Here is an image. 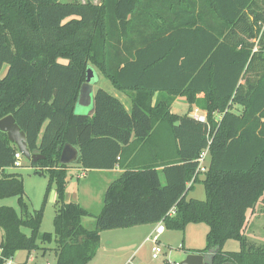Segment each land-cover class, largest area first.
Returning a JSON list of instances; mask_svg holds the SVG:
<instances>
[{"label":"trees","instance_id":"1","mask_svg":"<svg viewBox=\"0 0 264 264\" xmlns=\"http://www.w3.org/2000/svg\"><path fill=\"white\" fill-rule=\"evenodd\" d=\"M88 67L128 94L130 108L98 87L93 112H75ZM2 69L0 118L11 114L43 156L29 164L47 183L31 208L21 174L7 171L17 147L0 130V200L16 196L19 207L0 205V264L18 250L87 264L102 231L157 222L204 223V246L186 251L210 264H264V244L243 232L247 211L264 206V0H0ZM177 96L204 120L173 112ZM66 143L82 168L121 170L96 214L66 200ZM205 149L206 169L195 173ZM197 182L205 198H187ZM52 187L53 231L42 232ZM229 239L238 250L223 249Z\"/></svg>","mask_w":264,"mask_h":264},{"label":"rangeland","instance_id":"2","mask_svg":"<svg viewBox=\"0 0 264 264\" xmlns=\"http://www.w3.org/2000/svg\"><path fill=\"white\" fill-rule=\"evenodd\" d=\"M60 1L68 2L73 0ZM77 1H90L93 3H98L100 0ZM93 69L95 71V75L93 78V91H95L98 87L103 88L113 96L119 98L121 102L127 107H130V100L128 96H126L123 92L116 90L96 68ZM4 71L5 70L2 69L0 75H3ZM171 109L173 112L178 114L190 112V114L195 118H198L199 116H205V112L197 108L196 106L192 105L189 107V104L187 103L184 96L175 97ZM75 112L80 114H87L88 110L85 106L76 103ZM14 172H18L22 176L25 198L27 199L30 207L34 209L38 208L41 204V200L45 191L47 176L34 173V168L30 166L29 161L25 158L22 160V166L15 168ZM89 176H91V174H89ZM108 178L114 179L115 177H111L110 174H108ZM161 181L164 182L162 177ZM99 182L98 179H95L92 185L94 191L92 194L89 193L88 195L87 192L82 193L81 189L77 188L76 179L74 177L69 178L67 180L65 189L66 200L74 201V199L77 198V200L79 201L86 202L88 204L87 209H89L92 214H96L100 210L102 204V194L106 186L104 180H101ZM188 195L195 196L198 199H204L205 193L203 185L200 182L195 183L193 188L189 191ZM55 199V192L54 190H51L50 193H48L46 205L44 208V214L40 227V231L42 232L53 231L52 219L55 214ZM0 205L12 206L17 211L19 210L16 196L1 199ZM82 223L86 228H93V216L90 215L83 217ZM24 230L27 231V229ZM206 231L207 226L204 223H189L186 225L183 232L167 229L164 234L160 235L158 246L160 247L161 252L158 254L157 258L151 257L150 242H144L140 245L142 239L140 233L129 234V232L125 233L124 230L122 232H119V230L104 231L102 232L100 239L101 248L97 252L96 257L91 262V264H105L106 260L108 261L107 264H169V261L177 259V254L181 253L182 251H185L187 249L202 248L205 244ZM243 232L249 240L255 242L256 244H264V206L260 202H257L253 208L247 211V223ZM0 234L2 235L1 229ZM166 238L168 239V241H166ZM164 242H168L169 245ZM47 246L52 247L53 242H50L49 244H47ZM238 248V242L233 239L227 240L223 245V249L226 251H234L238 250ZM45 252H48L45 256L42 257L41 255H39L34 262L31 261L28 264H45L46 262H48L49 264H54V252H52V250H46ZM19 253L20 254L18 255V257L20 260L23 252Z\"/></svg>","mask_w":264,"mask_h":264},{"label":"crops","instance_id":"3","mask_svg":"<svg viewBox=\"0 0 264 264\" xmlns=\"http://www.w3.org/2000/svg\"><path fill=\"white\" fill-rule=\"evenodd\" d=\"M59 61L60 62H66V60H64V59H59ZM125 95L128 96V98H129L128 94H125ZM129 100H130V98H129ZM124 106H125L126 109L130 108V107H127L125 104H124ZM85 107L89 111L90 106H85ZM41 134H42V130L39 133L38 141L40 140ZM67 165H68V168H67V180L69 178H73L74 177L76 179L77 188L81 189L82 193L87 192L88 195H89V193L92 194L93 191H94V188H93L92 185H93V182L95 181V179H98V182L101 181V180L102 181L104 180L105 183H106L105 185L107 186L109 184V182L113 179V178H108V174H110L111 177H116L119 174V172L121 171L119 169V167H117V166L114 167L113 169H108V170L85 169V168H82L80 166V164H78L76 161L72 162V163H69ZM14 169L15 168L10 167V168H7V171H14ZM89 174H91V176H89ZM87 178H89L90 180L87 179ZM106 186H105V188H106ZM51 190H54L53 187L51 188ZM50 191H49V193H50ZM189 197L196 198L195 196H189L187 194V198H189ZM74 201H76V202L78 201V203L81 204L85 208L88 207V204L86 202L79 201V200H77V198L74 199ZM157 225H158V222L157 223H148V224L135 225V226L126 227V228L109 229V230H104V231H116V230H119V232H122L124 230L125 233L129 232V234H132V233L133 234L134 233L138 234V233H140V235L142 237L141 243H140V245H141L144 242H149V241L146 240V237L148 235H150V234H154L155 233V228H156ZM166 230L167 229L165 228L163 230V232L159 234V236H158L159 241H160V235L164 234L166 232ZM104 231H102V232H104ZM172 231H177V230H172ZM102 232L100 233V239H101ZM184 237H185V233H184ZM0 240H1V234H0ZM166 241H168L167 238H166ZM164 243L169 245L168 242H164ZM191 247H193V246H191ZM100 248H101V243L99 244V248L97 249L95 256L87 264H91V262L96 257L97 252L99 251ZM19 252H23V255L20 257V260H19V257H18V255L20 254ZM46 253H48V252H45V251H42V250L41 251L40 250L31 251V252H27L25 250H18L8 260V263H10V264H21V263L28 264L31 261L34 262L35 259L37 258V256L41 255L43 257V256L46 255ZM188 253H190V252H188L186 250L182 251L181 253H178L177 254V259H173V260L169 261V264H176L178 261L183 259L185 257V255L188 254ZM54 258H55V256H54ZM21 259H23V260H21ZM205 259L208 260V257L205 256ZM107 262L108 261L106 260L105 264H107ZM45 264H49V263L46 262Z\"/></svg>","mask_w":264,"mask_h":264},{"label":"water","instance_id":"4","mask_svg":"<svg viewBox=\"0 0 264 264\" xmlns=\"http://www.w3.org/2000/svg\"><path fill=\"white\" fill-rule=\"evenodd\" d=\"M95 71L92 67H88L86 70L85 81L80 85L77 103L83 106H90L87 114L93 112V78ZM0 130L4 131L9 139L17 147L25 159L28 161L35 162L41 159L43 156L40 154L30 153L26 145V138L23 131L20 130L19 126L15 122L11 114L0 118ZM79 151L71 144H64L60 151L59 162L62 164H69L75 162L78 159ZM202 253H188L183 259L178 261L176 264H210L208 260L205 259Z\"/></svg>","mask_w":264,"mask_h":264},{"label":"built area","instance_id":"5","mask_svg":"<svg viewBox=\"0 0 264 264\" xmlns=\"http://www.w3.org/2000/svg\"><path fill=\"white\" fill-rule=\"evenodd\" d=\"M197 118V117H196ZM205 116H199L197 119L200 120H204ZM207 149L203 150L200 152L199 156H198V164H197V168L195 170V173H200L202 171H204L206 169V165H207ZM24 159L23 154L19 151L16 150L14 153V159H13V163H12V167L13 168H17L22 166V160ZM191 182L188 183V185ZM174 213V207H172L169 211L168 214L171 215ZM164 230V226L161 222H158V225L155 228V233L154 234H150L146 237V240L149 241L151 243V257L152 258H157L158 254L161 252L160 247L158 246L159 243V234L162 233Z\"/></svg>","mask_w":264,"mask_h":264}]
</instances>
